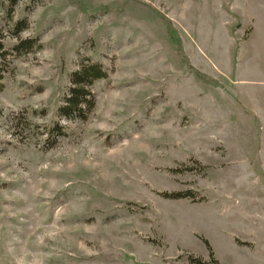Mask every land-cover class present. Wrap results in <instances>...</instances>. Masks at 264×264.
Wrapping results in <instances>:
<instances>
[{
  "label": "rangeland",
  "instance_id": "374dc122",
  "mask_svg": "<svg viewBox=\"0 0 264 264\" xmlns=\"http://www.w3.org/2000/svg\"><path fill=\"white\" fill-rule=\"evenodd\" d=\"M0 43V264H264V0H0Z\"/></svg>",
  "mask_w": 264,
  "mask_h": 264
},
{
  "label": "trees",
  "instance_id": "16d2710c",
  "mask_svg": "<svg viewBox=\"0 0 264 264\" xmlns=\"http://www.w3.org/2000/svg\"><path fill=\"white\" fill-rule=\"evenodd\" d=\"M24 29H26L25 20H19L15 23L13 34L17 35L18 32ZM37 46L36 38L20 39L13 46L11 52L17 55H22L31 52ZM3 48V45L0 43V91L4 87V64L7 61L6 56L9 55V52ZM106 77L107 74L103 70L101 64L91 61L81 63L79 68L70 74V85L66 94L62 98V103L56 110V117L64 121L86 120L88 113L93 109L95 104V97L90 87L94 81L104 79ZM64 135L65 131L63 125L59 124L58 121L54 122L47 129L46 147L54 146L56 144V138ZM161 194L170 198L189 196L188 192H162ZM209 258V261H205L199 258L191 257L189 261L195 264H219L211 251L209 252Z\"/></svg>",
  "mask_w": 264,
  "mask_h": 264
}]
</instances>
